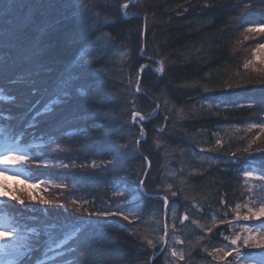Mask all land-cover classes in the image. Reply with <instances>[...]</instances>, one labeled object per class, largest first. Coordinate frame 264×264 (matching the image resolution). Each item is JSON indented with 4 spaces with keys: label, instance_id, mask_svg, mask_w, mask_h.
<instances>
[{
    "label": "trees",
    "instance_id": "1",
    "mask_svg": "<svg viewBox=\"0 0 264 264\" xmlns=\"http://www.w3.org/2000/svg\"><path fill=\"white\" fill-rule=\"evenodd\" d=\"M262 23L264 0H0V91L11 98L0 113L23 132L5 137L41 136L34 178L62 179L77 200L58 212L67 219L51 215L53 204L7 205L31 214L21 219L27 224L53 225V241L65 239L62 255L44 261L49 236L38 250L35 237L18 264H167L161 237L172 203L183 219L197 209L218 217L264 193V61L254 63ZM97 40L104 47L91 56L100 58L75 68ZM74 71L71 96L32 115V103L41 112ZM228 124L262 128L254 140H239L241 131L217 143L214 132ZM201 152L216 162L203 165ZM131 199L140 204L135 215L103 208ZM221 227L194 234L179 263L205 258Z\"/></svg>",
    "mask_w": 264,
    "mask_h": 264
},
{
    "label": "rangeland",
    "instance_id": "2",
    "mask_svg": "<svg viewBox=\"0 0 264 264\" xmlns=\"http://www.w3.org/2000/svg\"><path fill=\"white\" fill-rule=\"evenodd\" d=\"M103 47L104 44L102 40H97L87 48V51L92 54L93 52L100 51L99 49ZM262 60L264 61V48L258 47L254 51V63L255 61L262 62ZM10 99V97L8 98L3 93L0 95V102H5L2 100L10 102ZM37 108L38 104L35 105L34 103L31 109L32 115L37 113L35 112ZM32 122L34 123V121ZM4 124L5 123L0 122V126ZM261 128L262 126L254 124H228L219 127L214 133L220 142L231 140L232 137L236 136V134L241 131V135L237 136L239 140L242 138L254 140L260 135ZM7 147H11L14 154L28 157L26 161L19 162L15 165H8L7 167H10L11 170L0 175V184L5 186L4 190L9 191L10 195H15L19 197L20 200L24 201L22 205L15 200L10 202H15L20 206L33 204V206L52 207L53 204L55 213H51V215L67 219L66 216L58 215V212L67 211L69 208L73 207L74 203L72 202L75 200V196L73 197L67 190L61 188V182L64 181L62 179L51 178L49 175H46L44 179L36 180L31 171L33 167L40 166L34 164L32 159L34 155H40L41 150L44 148V141L41 136H33L27 141L21 139L7 141L5 137H0V154H6L5 150ZM198 158L203 165L212 164L217 160L213 156L203 152L198 154ZM47 162L48 161L44 160L43 164L48 165ZM168 173L172 176L175 175L177 171L173 167H169ZM33 196L36 197L35 200L31 199ZM43 201H48L49 203H44ZM262 201H264V193L249 197L247 201L239 203L237 205L239 207L236 206L233 210L224 208L222 212L218 213V217H213L205 212L203 214L200 209H197V211H195V216L189 218L185 217L184 219L182 218L179 206L172 203L167 211L168 223L166 222V229L164 227V232L161 237L164 241L160 250L161 258L167 264H180L179 262L182 260L181 256L183 259L185 258L187 241L190 240L194 234L198 233L199 230H208L210 224L220 222L222 223V227L216 231L215 234L217 237H214V239H211L209 242L207 241L203 246V253L207 254L206 257L197 260L193 264H226V262L237 264L235 253L230 256H225V253L230 251L231 247H234L230 246V240L237 235L241 237L251 234L264 236V227H258L261 222L264 221V217H262L261 220L243 219L245 215H250V208L258 210ZM139 206L140 204L137 202V199H131L129 201L110 202L103 208H105V211L118 210L129 215H135L139 212ZM43 213L46 214L44 211ZM29 216H31V214L22 215L9 210L7 204H5L4 201H0V227L5 231L16 229L13 237L7 242V247H5V242L0 241V264H18V259L31 250L30 245H32V240L35 239L36 235L28 231L25 225L28 227H34V225L21 221L22 218H27ZM155 216L161 218L162 215L161 213H155ZM246 227L252 229V233L246 232ZM51 240L53 241V239ZM55 241L64 243L65 239L61 238ZM238 243L241 245L242 264H264V247L245 248L242 246V240ZM217 249L220 251H216ZM173 252H175L176 255H173ZM50 257L53 258L54 255L52 254ZM47 260L49 259L45 260L44 258V261ZM34 264H36V261Z\"/></svg>",
    "mask_w": 264,
    "mask_h": 264
},
{
    "label": "snow or ice",
    "instance_id": "3",
    "mask_svg": "<svg viewBox=\"0 0 264 264\" xmlns=\"http://www.w3.org/2000/svg\"><path fill=\"white\" fill-rule=\"evenodd\" d=\"M257 32H264V23L261 24L260 27L254 29ZM249 31H253V29H249ZM259 48H264V44H260L258 46ZM90 57V58H89ZM99 56H91V54L87 51V48L81 50L80 54L77 56V58L74 61V67L75 68H82L85 67L86 65H89L91 63H94L95 60L99 59ZM252 63L249 61L248 63L245 64V67L247 68L248 65ZM162 67L158 69V71H162ZM78 73L73 72L72 74H69L63 78H60L58 82L56 83V86L54 88V98L49 101L47 105H45L44 109H41V112L36 113V115L43 114L45 111H52L53 107L52 105L58 104L61 102H64L66 98L71 96V89L73 86V82L78 78ZM78 92L81 94H84V89L78 88ZM2 95V93H0ZM139 116V113H134V117ZM12 119V116L10 114H5V113H0V122H7ZM34 119V118H33ZM141 120L144 119V117H140ZM33 122L30 121L29 124L25 125V128L27 127H32ZM5 130L15 134L17 137L23 135L22 131H17L16 128L11 126L10 124L5 123L3 126H0V133H3ZM217 143H220V141H217ZM6 154H0V175H2L5 172H8L11 170L10 167H7L8 165H15L19 162L26 161L28 159L27 156L25 155H17L14 154V152L11 150V147H7L5 150ZM246 176H251V172H245ZM141 183H143L141 181ZM4 185L0 184V201H4L5 204L8 206H11L9 204L10 201H17L19 204H23L24 201L20 200L19 197L15 195H10L9 191L4 190ZM175 195V193H173ZM32 200H35L36 197L33 196L31 197ZM44 203H49L48 201H43ZM72 203H77L75 200ZM165 203H167L166 198H165ZM239 207V206H237ZM250 215H245L243 217L244 220H261L262 217H264V201L261 202L258 210L257 209H249ZM102 215H108L109 213L104 212L101 213ZM239 218V217H238ZM125 220L128 219V217H124ZM25 227L28 228V231L34 233L37 237V250L39 248V237L43 234L45 236H49V240L44 242L45 246V251L43 253L45 260L48 259L47 253L48 252H54V257H58L62 255L60 249L63 247V244L61 241H52L50 238V233L49 229L53 227V225H45L43 228L39 226H34V227H28L25 225ZM258 227H264V221L261 222V224ZM16 229H12L9 231L3 230L2 227H0V241L5 242V247H7V242L13 237ZM245 231L248 233H252V229L250 228H245ZM227 239V238H226ZM242 240V246L247 248V247H264V236H257L256 234H251V235H246L244 237H241L240 235H237L235 238H232L230 240V246H234L230 248V251L225 253V256H230L233 253H235V260L237 264H242V252H241V245L238 243L239 241ZM150 243V242H149ZM228 247V246H226ZM216 251H220L217 249ZM173 255H176L175 252L172 253ZM181 259L183 257L181 256ZM36 264H41L39 260L36 261ZM64 264H67V261L64 262ZM226 264H231V262H226Z\"/></svg>",
    "mask_w": 264,
    "mask_h": 264
},
{
    "label": "water",
    "instance_id": "4",
    "mask_svg": "<svg viewBox=\"0 0 264 264\" xmlns=\"http://www.w3.org/2000/svg\"><path fill=\"white\" fill-rule=\"evenodd\" d=\"M166 205H167V203H166ZM166 205H165V206H166ZM165 229H166V222H165Z\"/></svg>",
    "mask_w": 264,
    "mask_h": 264
}]
</instances>
